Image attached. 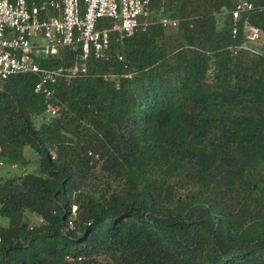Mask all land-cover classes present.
Returning a JSON list of instances; mask_svg holds the SVG:
<instances>
[{"label":"trees","instance_id":"1","mask_svg":"<svg viewBox=\"0 0 264 264\" xmlns=\"http://www.w3.org/2000/svg\"><path fill=\"white\" fill-rule=\"evenodd\" d=\"M149 2L177 28L113 34L108 59L57 83L58 118L35 76L0 81V161L17 166L0 175V264H264V41L242 49L236 0Z\"/></svg>","mask_w":264,"mask_h":264},{"label":"built area","instance_id":"2","mask_svg":"<svg viewBox=\"0 0 264 264\" xmlns=\"http://www.w3.org/2000/svg\"><path fill=\"white\" fill-rule=\"evenodd\" d=\"M254 10L248 0H236L229 15L234 35L236 25L242 21L246 41L242 49L258 55L259 51L253 46L262 44L264 35L247 19ZM50 11L55 14L50 16ZM155 23L164 29L178 26L177 20L161 17L153 20L149 0H60L30 6L27 0H0V81L18 75L35 76L34 91L43 99L46 119H56L61 114L54 97L57 83H70L85 76L90 58L108 59L113 34L123 40L134 31L145 30ZM63 50L75 54L69 66L39 67L40 57H54ZM118 60L122 61V58ZM87 155L91 159L90 165L100 161L92 152ZM3 167L4 163L0 161V169ZM10 169L16 170L17 166L12 165ZM75 210L73 208L72 215ZM69 226L73 228L71 223ZM1 245L0 238V252ZM65 261L81 264L83 258L66 256Z\"/></svg>","mask_w":264,"mask_h":264},{"label":"rangeland","instance_id":"3","mask_svg":"<svg viewBox=\"0 0 264 264\" xmlns=\"http://www.w3.org/2000/svg\"><path fill=\"white\" fill-rule=\"evenodd\" d=\"M261 45H262L261 43L256 44V45L253 46V48H254L255 50L259 51ZM35 159H36V156H34V154H32V153H31V154L29 153V160L34 161ZM8 169H9V168H7L6 164H4V168L0 169V175H2V174H4L5 172H7ZM7 223H8V222H7L6 219H3V218L0 217V227H6V226H7Z\"/></svg>","mask_w":264,"mask_h":264},{"label":"crops","instance_id":"4","mask_svg":"<svg viewBox=\"0 0 264 264\" xmlns=\"http://www.w3.org/2000/svg\"><path fill=\"white\" fill-rule=\"evenodd\" d=\"M11 171V169H9ZM14 172H16L17 170H13Z\"/></svg>","mask_w":264,"mask_h":264}]
</instances>
